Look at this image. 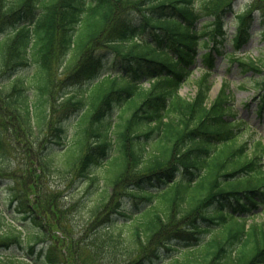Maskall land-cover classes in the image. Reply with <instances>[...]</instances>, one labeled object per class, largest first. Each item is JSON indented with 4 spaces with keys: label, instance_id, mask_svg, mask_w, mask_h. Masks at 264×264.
<instances>
[{
    "label": "trees",
    "instance_id": "16d2710c",
    "mask_svg": "<svg viewBox=\"0 0 264 264\" xmlns=\"http://www.w3.org/2000/svg\"><path fill=\"white\" fill-rule=\"evenodd\" d=\"M234 1L206 4L214 21L199 30L196 0H0V82L32 70L8 89L0 84L1 179L14 150L34 145L36 132L52 126L57 90L84 81L61 97L64 117L77 119L67 146L66 130L60 122L54 127L49 143L65 146L60 164L49 158L57 151L49 145L39 168L29 165L20 179L8 175L33 243L0 213V251L20 246L29 253L0 256V264H264V143L246 134L228 84L208 106ZM255 19L264 33V5L236 14L235 49L248 43ZM203 48L209 50L200 56ZM103 51L111 55L105 72ZM199 59L203 73L192 82ZM236 63L260 76L263 115L264 69L252 59ZM189 82L194 98L180 95ZM54 167L70 176L65 188L82 182L76 203L90 209L94 232L62 233L61 190L42 189ZM40 242L42 258L32 262Z\"/></svg>",
    "mask_w": 264,
    "mask_h": 264
},
{
    "label": "rangeland",
    "instance_id": "374dc122",
    "mask_svg": "<svg viewBox=\"0 0 264 264\" xmlns=\"http://www.w3.org/2000/svg\"><path fill=\"white\" fill-rule=\"evenodd\" d=\"M210 1L211 0H196L195 8L197 10H203V12L200 13L203 16L197 25L199 30L204 29L206 26H211L214 21L212 15L208 14V11L205 10V7L210 3ZM234 2L235 3L232 7V10L226 15L224 25L222 27V30L225 33V40H222L223 54L215 57L214 69L212 71L211 77L212 79L210 80L212 87L209 93L210 102L208 106L217 97L223 87H225V84H228L226 89H228L229 95L231 96L230 102L237 114V119L245 122L249 126V131L246 132V134H255L254 137L256 139H262L264 143V114H259L257 105L259 94L256 84L260 76L251 72L246 74L243 73L240 69V66L236 63V60L243 62L252 59L258 66L262 68V70L264 69V33H261L263 24L259 22L258 19H255L252 27L253 34L248 43L244 44L239 50L235 49L233 44V40L237 34V30L234 25L236 14L245 10L247 6L254 4L256 8H258L263 6L264 3L259 0H235ZM206 40L207 38L204 37L201 39V42ZM212 47L213 44L210 41L208 48L210 49ZM209 49L203 48V50H201L200 56H203V54ZM232 54H235V61L230 58ZM101 58L102 59L100 61L101 65L103 66L102 71H108L111 64V55L107 52H104V54L101 55ZM202 73L203 63L201 59H199L191 77L192 82H195L198 78H200ZM22 74L29 76L32 74V70L26 69L24 72H20L16 77H19ZM13 76L14 75L9 78H3L0 82L1 86L5 87V89L10 88L11 84L16 78ZM83 82L84 81L78 85L68 84L61 86V88L57 90L58 93L55 95L57 97V101L53 103L54 108L51 111L52 126L48 127L46 131L41 134L36 132L32 139L34 145H28L23 150H14L15 154L11 155V159L7 158V161L11 162V168H8V165L5 166V170L8 169V171H5L2 174L4 179L0 178V213L6 219V225L13 224L14 226H17L23 230L25 243H33V237H25L26 234L32 230V226L31 224L22 221L21 214L18 211V204L16 201L11 199L12 192L10 186L15 183V179L9 178L10 176L8 175H12L13 173L20 179L23 174H27V171L30 168L29 165L33 168H39V162L43 159V156H46L49 145L57 150L56 153L51 155L49 158H52L51 160H53L54 165L60 164L62 156L58 155V153H63L61 151H64V147L67 146L71 138H73L74 127L77 119L75 114L69 117H64L65 108L63 105H61L63 103V101H61V97H63L65 94L71 95L76 91H79V87ZM192 82L186 83L181 87L180 95L182 97H195L197 89ZM58 86H60L59 83H57V87ZM58 122H60L62 127L66 130L67 134L65 146L63 148L55 146L53 143H49L52 142V140L56 141L54 136V127ZM48 154L51 153L48 152ZM55 168L56 167H54L53 172L49 175V177L42 182V189L43 193H47V191L50 189L61 190L58 197L55 199L59 207H61L63 212H65L63 213V218L67 219L63 229L61 230L62 233L68 232L72 234V231H74L77 237L81 238L86 233V231L89 233L94 232L92 225L95 223V221L92 218V215L88 214L90 209H86L87 207L82 208L76 203L82 197V192L84 190L82 182L77 179L70 189L65 188V185L70 181V176L64 177L63 174L60 175ZM102 170L103 169L99 171L100 176L104 175ZM88 204L91 205L92 202H89ZM260 218L264 219V216L262 215ZM55 224L56 220L55 223L48 224L53 232L58 230V227L55 226ZM43 246L44 244L41 242L36 244L35 252L30 256L31 260H33L32 262L41 260L42 257L39 252ZM57 247L58 249H61V243L58 242ZM0 256L14 258L23 257L27 259V257H29V253L24 247L12 246L7 251L1 250ZM92 260H94V263L92 262L93 264H108L107 258L101 260L94 258Z\"/></svg>",
    "mask_w": 264,
    "mask_h": 264
}]
</instances>
